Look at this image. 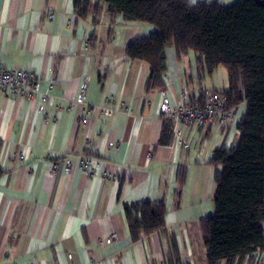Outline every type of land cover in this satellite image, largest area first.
<instances>
[{"label": "crops", "instance_id": "obj_1", "mask_svg": "<svg viewBox=\"0 0 264 264\" xmlns=\"http://www.w3.org/2000/svg\"><path fill=\"white\" fill-rule=\"evenodd\" d=\"M88 1L87 18L77 21L74 0H0V68L31 73L50 97L40 113L39 98L0 88V264H166L172 256L206 264L200 220L214 211L210 161L215 151L237 146L245 103L225 131L189 127L177 137L172 128V142L160 145L164 98L173 106L183 88L226 90L202 87L191 71L194 55L178 60L168 47L164 90L144 93L148 65L124 50L155 28L120 17L110 22L104 5L95 13V0ZM197 1L237 0H190ZM83 81L89 108L107 99L126 112L91 114L82 124L76 99ZM83 159L91 161L86 172ZM147 200L164 202L165 228L132 242L124 207ZM111 234L116 240L105 243ZM240 264H255V257Z\"/></svg>", "mask_w": 264, "mask_h": 264}, {"label": "trees", "instance_id": "obj_2", "mask_svg": "<svg viewBox=\"0 0 264 264\" xmlns=\"http://www.w3.org/2000/svg\"><path fill=\"white\" fill-rule=\"evenodd\" d=\"M93 4L95 13L104 5L110 22L120 17L123 22L155 28L152 35L124 50L131 61L148 65L146 94L165 88L168 47L178 60L194 54L198 82L218 67L226 69L227 89L219 94L230 108L245 103V113L238 124L237 146L213 153L214 211L200 220V231L206 264H240L246 257L254 258L264 251V0H237L230 6L190 0H95ZM89 5L88 0H74L77 21L87 18ZM162 119L158 143L166 146L172 142L173 121ZM183 183L182 172L176 196ZM165 214L162 200L125 206L131 241L162 232ZM170 259L166 264H183L173 256Z\"/></svg>", "mask_w": 264, "mask_h": 264}, {"label": "built area", "instance_id": "obj_3", "mask_svg": "<svg viewBox=\"0 0 264 264\" xmlns=\"http://www.w3.org/2000/svg\"><path fill=\"white\" fill-rule=\"evenodd\" d=\"M39 81L31 73L25 71H10L0 68V88L7 91L12 97H25L30 101L39 98L40 113H44L45 107L50 102V97L47 93L40 94L38 91ZM87 82L83 81L80 85L76 105L82 112L81 123L86 125V118L91 114H101L104 117H110L114 112H126V108L122 103H110L105 100L103 106L89 108L85 103ZM51 89V87H49ZM236 108L227 106L225 96L217 92H204L201 94L199 89L194 93L183 88L178 96V101L173 106L167 98H164L160 107L159 114L162 117L170 118L173 121V131L177 137L183 128L193 127L207 133L212 130L222 132L229 129L235 121ZM237 134H240L237 131ZM110 150L117 152L118 145H112ZM24 157L19 156L18 161H23ZM91 164L89 159H83L80 164V170L86 172L87 166ZM53 165V171H55ZM72 171V165L67 162L65 173ZM264 206V199H263ZM116 240V235L111 234L105 241L109 244ZM255 264H264V251L255 255Z\"/></svg>", "mask_w": 264, "mask_h": 264}, {"label": "rangeland", "instance_id": "obj_4", "mask_svg": "<svg viewBox=\"0 0 264 264\" xmlns=\"http://www.w3.org/2000/svg\"><path fill=\"white\" fill-rule=\"evenodd\" d=\"M189 55L192 56L194 54L192 52H189ZM193 65H194V60L191 62V71H192L193 76H195ZM200 78H201L200 84L202 87H205L208 89L214 88L215 90H218V91L227 89L228 76H227L226 69L224 67L216 68L213 71L211 76L204 74V75H201Z\"/></svg>", "mask_w": 264, "mask_h": 264}]
</instances>
